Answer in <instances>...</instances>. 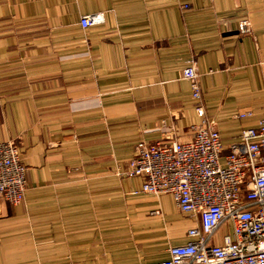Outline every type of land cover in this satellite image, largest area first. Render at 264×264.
<instances>
[{
	"label": "crops",
	"instance_id": "0c3cea01",
	"mask_svg": "<svg viewBox=\"0 0 264 264\" xmlns=\"http://www.w3.org/2000/svg\"><path fill=\"white\" fill-rule=\"evenodd\" d=\"M263 117L264 0H0V143L26 182L21 204L0 200V264L166 260L196 221L125 174L136 144L204 120L226 147Z\"/></svg>",
	"mask_w": 264,
	"mask_h": 264
},
{
	"label": "built area",
	"instance_id": "2783aa9c",
	"mask_svg": "<svg viewBox=\"0 0 264 264\" xmlns=\"http://www.w3.org/2000/svg\"><path fill=\"white\" fill-rule=\"evenodd\" d=\"M102 23V14L80 18L83 29ZM238 32L248 34L250 24L241 21ZM182 77L203 118L193 64ZM189 133L186 141L137 143L125 172L144 178L141 192L171 195L176 210L196 221L187 232L189 241L170 247L168 258L157 264H264V117L226 147L213 121L192 125ZM25 190L17 143H0V200L19 205Z\"/></svg>",
	"mask_w": 264,
	"mask_h": 264
},
{
	"label": "rangeland",
	"instance_id": "374dc122",
	"mask_svg": "<svg viewBox=\"0 0 264 264\" xmlns=\"http://www.w3.org/2000/svg\"><path fill=\"white\" fill-rule=\"evenodd\" d=\"M189 130V129H188ZM223 231L222 230H220V233H222Z\"/></svg>",
	"mask_w": 264,
	"mask_h": 264
}]
</instances>
